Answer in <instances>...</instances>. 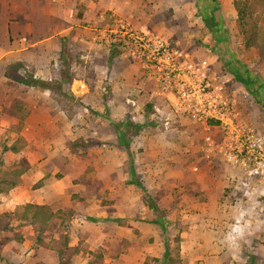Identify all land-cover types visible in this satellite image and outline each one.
<instances>
[{
    "label": "rangeland",
    "instance_id": "1",
    "mask_svg": "<svg viewBox=\"0 0 264 264\" xmlns=\"http://www.w3.org/2000/svg\"><path fill=\"white\" fill-rule=\"evenodd\" d=\"M231 2L0 0V264H150L165 245L168 264H264V53ZM30 62L51 69L43 86L3 76L37 74ZM189 64L230 124L181 97ZM247 68L260 87L236 80ZM27 203L73 215L38 233L8 216Z\"/></svg>",
    "mask_w": 264,
    "mask_h": 264
},
{
    "label": "trees",
    "instance_id": "2",
    "mask_svg": "<svg viewBox=\"0 0 264 264\" xmlns=\"http://www.w3.org/2000/svg\"><path fill=\"white\" fill-rule=\"evenodd\" d=\"M231 5L235 11L236 15V24L238 26V34L242 37L243 45L247 50H257V54L264 53V0H232ZM218 34L224 35L222 33V28L219 27ZM222 35V39L220 37V42L227 40L225 36ZM226 42V41H225ZM109 57L108 61L109 63L114 60L116 57L120 56L121 52L119 50L113 48L109 50ZM5 77L17 84H21L27 87H39L43 86L46 82L35 79L32 75H29L27 77L25 76H11L5 72ZM72 75L68 72L64 73V78L66 81L71 80ZM236 80L238 82H241L244 85H252L258 84L256 82L255 77L251 75L248 68L244 71V73L241 76H236ZM57 84H60L57 82ZM61 85V84H60ZM59 85V86H60ZM260 87V84H258ZM73 96V95H72ZM74 97V96H73ZM75 101L81 104V101L78 98H75ZM80 141L71 142L69 145L70 147L74 148V146L79 145ZM7 150L4 147L2 150V153H5ZM19 175V173H18ZM17 175V176H18ZM42 185V181L39 182V186ZM73 215L72 210L68 211H62V210H52V208L43 205H35L32 203H27L22 206V212H13L9 214L11 219H16L18 221H21L25 224H31L35 226L38 233H40L42 230L47 229L49 227V222L53 220L54 218H61V220L64 221L65 218H69ZM3 217H7L3 215ZM37 240L40 242L41 239L37 237ZM67 241H68V235L65 233L64 235V245L62 248L58 249L59 256L63 253L64 249L67 248ZM165 251L163 253V256L161 259H155L153 258L151 260L150 264H168V250L167 246L165 245ZM58 264H66L63 260V258H59ZM69 264V263H68ZM143 264H149L147 262Z\"/></svg>",
    "mask_w": 264,
    "mask_h": 264
},
{
    "label": "built area",
    "instance_id": "3",
    "mask_svg": "<svg viewBox=\"0 0 264 264\" xmlns=\"http://www.w3.org/2000/svg\"><path fill=\"white\" fill-rule=\"evenodd\" d=\"M156 39L157 41L155 42L153 40L154 41L153 42L150 38H147V37L142 38L140 39V43H142V45L139 44V41L137 40H134V41H135V44L138 43L141 46L142 50H147L150 46L152 47L154 46V52L156 53V55L158 54L165 55L166 53L169 52L168 50H170L171 54L174 55V57L178 59L179 57L178 51H176L175 49H169V46L166 44L165 41H163L162 38H156ZM154 52H152V54ZM201 68H204V64H201ZM185 69L190 75H192L191 81L193 80V83L188 84L191 87V89L189 90L188 93L184 91L181 97H184L187 100L189 99L193 100V98L195 99L196 104L194 103V105L196 108H198L197 112L200 114L201 118L213 119V120L222 122L226 125L230 124L231 123V117H230L231 110H229L228 102H224L221 96L218 94V92L210 90V88H213L210 86L211 85L210 82L207 81V83H201L198 85V83L195 81V78L198 76H202L203 79L205 78V76L202 73L200 74L199 69L196 68L194 70L191 64H189L187 68ZM213 89H220V88L215 87ZM195 101L193 100V102Z\"/></svg>",
    "mask_w": 264,
    "mask_h": 264
},
{
    "label": "crops",
    "instance_id": "4",
    "mask_svg": "<svg viewBox=\"0 0 264 264\" xmlns=\"http://www.w3.org/2000/svg\"><path fill=\"white\" fill-rule=\"evenodd\" d=\"M217 11H219V10H217ZM231 13H234L233 11H231ZM218 16V18H219V20L217 19V24H218V26H221L222 25V21H221V19H224L223 17H220V15L218 14L217 15ZM225 20V19H224ZM4 25L7 27V26H9V25H7V23H4ZM4 29V28H3ZM10 30L11 31V29H10V27L9 28H5V32H7L8 30ZM4 31H2V32H4ZM223 35V34H222ZM222 35H221V38H222ZM220 37V36H219ZM14 55H16L15 53L13 54V56ZM24 55L25 54H23V52H21V53H18L17 54V59H24ZM30 65H31V67H34V71L35 72H37V74H34L33 76H34V78L35 79H43V80H45V81H47V80H50L51 79V76H52V72H51V69L49 68V71H48V73H49V76H48V78H45V76H44V74L46 73V69L45 68H40L38 65H36V64H34V63H32V62H30L29 63ZM28 64V66H30ZM34 65V66H33ZM39 73H41V74H39ZM37 75H40V76H37ZM62 75H64V74H62ZM3 76H5V75H3ZM47 79V80H46ZM42 80V81H43ZM72 81H73V79H71ZM70 80V81H71ZM10 81V80H9ZM44 81V82H45ZM70 81H67V83H69ZM50 82V81H49ZM66 82V81H65ZM51 83V82H50ZM65 84V83H64ZM16 87H21V86H23L24 87V85H21V84H16L15 85ZM64 86V85H63ZM47 92H49V91H45V93L41 96V98H45V99H47L48 98V93ZM17 104H21V105H23V103L22 102H16ZM15 103H10V105H14ZM24 106V105H23ZM26 109H28V108H26ZM31 114V113H30ZM30 114H27V116H30ZM73 264H75V260L73 261Z\"/></svg>",
    "mask_w": 264,
    "mask_h": 264
}]
</instances>
